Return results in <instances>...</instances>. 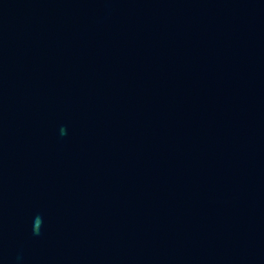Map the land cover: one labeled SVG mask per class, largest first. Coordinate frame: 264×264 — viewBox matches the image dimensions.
I'll return each instance as SVG.
<instances>
[{"label":"water","instance_id":"1","mask_svg":"<svg viewBox=\"0 0 264 264\" xmlns=\"http://www.w3.org/2000/svg\"><path fill=\"white\" fill-rule=\"evenodd\" d=\"M0 264H264V0H0Z\"/></svg>","mask_w":264,"mask_h":264}]
</instances>
